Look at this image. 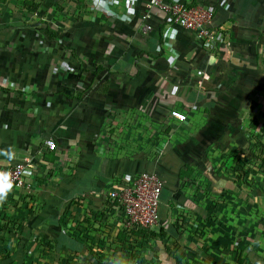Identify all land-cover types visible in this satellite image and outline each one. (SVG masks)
Wrapping results in <instances>:
<instances>
[{
	"label": "crops",
	"instance_id": "0c3cea01",
	"mask_svg": "<svg viewBox=\"0 0 264 264\" xmlns=\"http://www.w3.org/2000/svg\"><path fill=\"white\" fill-rule=\"evenodd\" d=\"M181 1L213 11L218 54L148 0H0V164L29 160L24 204L44 205L28 223L83 257L264 264V163L249 134L254 114L264 142V0ZM143 171L170 195L157 225L126 229L106 194Z\"/></svg>",
	"mask_w": 264,
	"mask_h": 264
},
{
	"label": "built area",
	"instance_id": "2783aa9c",
	"mask_svg": "<svg viewBox=\"0 0 264 264\" xmlns=\"http://www.w3.org/2000/svg\"><path fill=\"white\" fill-rule=\"evenodd\" d=\"M148 8L160 10L168 24H177L190 32L200 42L204 51L218 54L225 43V29L213 26V11L198 3L181 0H148ZM150 25H144V32ZM201 71H198L200 74ZM5 82V80H4ZM170 117L177 121L186 120V114L180 110H171ZM49 150L56 149V143L49 138L45 141ZM29 160L16 162L9 166L0 164V190L5 196L7 190L30 188L24 179ZM163 188L161 177L154 171L140 172L131 184H125L109 190L106 194L109 208L119 215L120 223L130 230L151 228L159 223V203Z\"/></svg>",
	"mask_w": 264,
	"mask_h": 264
},
{
	"label": "rangeland",
	"instance_id": "374dc122",
	"mask_svg": "<svg viewBox=\"0 0 264 264\" xmlns=\"http://www.w3.org/2000/svg\"><path fill=\"white\" fill-rule=\"evenodd\" d=\"M224 155L226 154H221V156ZM256 160L259 162L260 158ZM170 187H164L163 185L164 189H162L163 193H161L165 202L170 195ZM177 187L178 191H180L181 186ZM24 190L23 192L25 193L21 194L22 197L17 202L12 199H2L0 203V264H93V261L102 264L101 260L98 261L100 254L104 260V264H107L105 259H108V257H105L102 249L91 252L89 257H83V251H73L67 248V246L61 248L60 246L63 243L56 241L57 236L54 235L55 232L47 231L44 227L40 230L39 228L37 229L35 217L30 220L32 223H28V215L32 212L33 207L35 210L37 206L42 208L44 204L39 205L38 203L29 208L24 204L26 202H24V199L30 195L28 192H30L31 187ZM164 206L165 203L161 202L160 195L159 211L163 210ZM56 219L60 220V214ZM60 227L62 229H60L61 232L65 234L69 233L67 232L68 226ZM84 246H86V243H84ZM105 253L107 252L105 251Z\"/></svg>",
	"mask_w": 264,
	"mask_h": 264
},
{
	"label": "trees",
	"instance_id": "16d2710c",
	"mask_svg": "<svg viewBox=\"0 0 264 264\" xmlns=\"http://www.w3.org/2000/svg\"><path fill=\"white\" fill-rule=\"evenodd\" d=\"M32 5H33L32 8H28V10L30 12H33L37 7L35 4H32ZM22 6L24 7V2L22 4ZM249 125H250L249 129L251 130L249 133L251 144L253 145L254 149L259 150V153L255 154V152H253L254 153L253 155H255L257 158H260L261 163L262 162L264 163V142H262V140H261V129L258 128L259 123H258L254 114L250 115ZM88 222H86V223H88ZM84 241L85 240H83V242ZM83 254H84V252H83ZM98 261H100L99 258H98Z\"/></svg>",
	"mask_w": 264,
	"mask_h": 264
},
{
	"label": "clouds",
	"instance_id": "9594fccd",
	"mask_svg": "<svg viewBox=\"0 0 264 264\" xmlns=\"http://www.w3.org/2000/svg\"><path fill=\"white\" fill-rule=\"evenodd\" d=\"M0 199H3V192L0 190Z\"/></svg>",
	"mask_w": 264,
	"mask_h": 264
}]
</instances>
